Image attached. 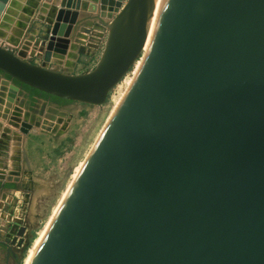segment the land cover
I'll list each match as a JSON object with an SVG mask.
<instances>
[{"label": "water", "instance_id": "water-1", "mask_svg": "<svg viewBox=\"0 0 264 264\" xmlns=\"http://www.w3.org/2000/svg\"><path fill=\"white\" fill-rule=\"evenodd\" d=\"M163 1L145 56L157 0H127L83 75L33 63L29 40L18 53L0 45L15 92L95 106L143 61L31 264H264V0ZM5 226L7 240L25 233Z\"/></svg>", "mask_w": 264, "mask_h": 264}, {"label": "rangeland", "instance_id": "rangeland-1", "mask_svg": "<svg viewBox=\"0 0 264 264\" xmlns=\"http://www.w3.org/2000/svg\"><path fill=\"white\" fill-rule=\"evenodd\" d=\"M72 1L12 0L0 19V45L18 53L29 40L32 46L26 57L35 64L55 70V66L63 65L67 59L78 60L81 64L78 73L93 71L109 35V25L123 10L127 0ZM133 69L127 78L135 76ZM120 94L115 87L101 106L79 102H72L63 108L42 107L43 103L39 102L34 107L29 104L30 108L17 115V128L10 125V116L7 119L0 117L5 130L21 138L22 141L17 138L15 141L21 149L18 163L21 162L29 175L25 183L28 191L24 192L21 188L23 183L18 182L25 196L16 194L15 205L0 206L1 219L7 221L4 219L6 215L21 217V224L26 220L29 228L25 247L13 250L16 257L11 255L10 264L24 263L27 250L47 224L71 183L75 169L87 159L108 123L115 107V97ZM2 111L11 114L5 106H0ZM43 119L55 121L59 128L50 133L43 131L38 128Z\"/></svg>", "mask_w": 264, "mask_h": 264}, {"label": "crops", "instance_id": "crops-1", "mask_svg": "<svg viewBox=\"0 0 264 264\" xmlns=\"http://www.w3.org/2000/svg\"><path fill=\"white\" fill-rule=\"evenodd\" d=\"M102 53L103 52L101 51L100 56H99V60L102 56ZM99 60H98V62H99ZM79 66H81V64L78 63V60L73 62V61H69L67 59V62H65L63 65H58V66H55L54 68L56 71L63 72L65 74H70V75H83V74L88 73V72L78 73L77 69H80V68H78ZM0 101H2L0 103V106H5L7 108V110H9L10 112H12V109H14V107L18 106V103L23 108V110L25 108H30V106H29V104H30L29 94H27L24 90H21L19 93L15 92L12 89V82L8 81V78L4 77L3 75H0ZM40 103H42V102H40ZM9 106H10V108H9ZM1 113H3V115H6V112L2 111ZM7 116H9V115H7ZM2 122L3 121L0 118V139L5 137V134H8V133H9L8 135H11V134L14 135V132H8L5 130L6 127L4 126V124ZM18 137H20V136L17 135V138ZM15 141H16V138H15ZM15 145H14L15 152L13 154L15 156L16 165H15L14 169L11 167V169L13 170L12 176L10 177L11 180H8V181L6 180V182H7V184H15V183L18 184V182H22L23 184L21 185L22 186L21 188L24 191H28L29 187L25 185V183H27V180L29 179V175L27 174L28 171L26 172L24 170L21 162L18 163V161L21 159V156H20V150L21 149L19 146H17V145H19L18 142ZM12 146H13V144H12ZM14 156L12 157V159L14 158ZM23 181H26V182H23ZM14 189L15 188H13V190ZM2 242L3 241L0 237V264H10V257H11L13 252H9V250L6 248L5 245H3Z\"/></svg>", "mask_w": 264, "mask_h": 264}, {"label": "bare ground", "instance_id": "bare-ground-1", "mask_svg": "<svg viewBox=\"0 0 264 264\" xmlns=\"http://www.w3.org/2000/svg\"><path fill=\"white\" fill-rule=\"evenodd\" d=\"M164 1L163 0H157L156 2V11L153 15V17L150 19L148 25H147V43H146V46L143 50V54L144 56L146 55V53L150 50L151 48V45L153 43V40H154V37H155V34L157 32V29H158V26H159V23H160V16H161V12H162V9H163V6H164ZM143 64V61L142 60H138L134 66V74L136 75L138 73V71L140 70L141 66ZM134 77L133 76L132 78H127V76L116 86V88H118L121 92V94L118 96V97H115V107L112 111V113L110 114V117H109V120L111 119V117L113 116V114L115 113L116 109L118 108L119 104L121 103L122 99L124 98L127 90L130 88L133 80H134ZM108 120V122H109ZM107 124V123H106ZM105 127V126H104ZM102 133V132H101ZM97 141V140H96ZM96 143V142H95ZM95 145V144H94ZM94 147V146H93ZM86 161V160H85ZM85 161L82 162L76 169H75V172L72 176V181L71 183L69 184V186L67 187L66 191L63 193L61 199L59 200L58 204L56 205V207L54 208L53 210V213L52 215L50 216L47 224L45 225V227L40 230V232L38 233L37 237L34 239L31 247L29 248V250H27V255L25 257V260H24V263L23 264H31L38 248L40 247L41 245V242L49 228V226L51 225L56 213L58 212L64 198L66 197L68 191L70 190L71 186L73 185L74 181L76 180L77 176L79 175L81 169L83 168L84 164H85Z\"/></svg>", "mask_w": 264, "mask_h": 264}, {"label": "built area", "instance_id": "built-area-1", "mask_svg": "<svg viewBox=\"0 0 264 264\" xmlns=\"http://www.w3.org/2000/svg\"><path fill=\"white\" fill-rule=\"evenodd\" d=\"M106 44V41H105ZM105 44L103 45V47L101 48V51L103 52L105 49ZM88 63V62H87ZM84 66L86 65V62H84L83 64ZM85 68V67H84ZM41 102H46L45 100L40 99ZM39 101V100H38ZM15 140L13 138H8V137H3L2 139H0V170L4 173H0V178H6L10 179V177L12 176V169L11 167L14 169L16 163H15V156H14V145H15ZM13 144V146H12ZM14 156V158L12 159V157ZM13 162V163H12ZM25 192V191H24ZM16 194H22L25 196V193L23 194L22 191H17V190H9L6 192H2L0 193V206L2 205V207L4 208V206H6V204H14L15 205V195ZM21 199V198H20ZM7 221H4L3 219L0 218V233H1V239L3 242H6L7 245L9 247H11L12 250L18 249V248H23L25 247V239L27 236V233L29 232V228L26 224V220H24V222H22L21 224V217H17V218H11L10 215H6ZM16 221H19L16 222ZM6 223H11V224H16L19 226V228H25V233L23 235V237L21 236H15L13 238H10L9 240L6 239V235L5 233L2 231L3 229H1L3 226H5ZM6 227V226H5ZM19 244H21L19 246Z\"/></svg>", "mask_w": 264, "mask_h": 264}, {"label": "trees", "instance_id": "trees-1", "mask_svg": "<svg viewBox=\"0 0 264 264\" xmlns=\"http://www.w3.org/2000/svg\"><path fill=\"white\" fill-rule=\"evenodd\" d=\"M23 90L29 94V99H30V106L34 107V105H36V103L38 102L39 99L45 100V101H49L52 103H56L60 106L62 105H68L70 103H72L71 101H64L62 99L56 98V97H52L49 96L47 94L41 93L37 90L31 89L29 87L23 86ZM1 183H0V188H1ZM5 188H15L14 184H6Z\"/></svg>", "mask_w": 264, "mask_h": 264}, {"label": "flooded vegetation", "instance_id": "flooded-vegetation-1", "mask_svg": "<svg viewBox=\"0 0 264 264\" xmlns=\"http://www.w3.org/2000/svg\"><path fill=\"white\" fill-rule=\"evenodd\" d=\"M39 100H40V99H39ZM40 102H41V100L39 101V104H40ZM42 103H43V102H42ZM42 105H43L42 107H46V106L51 107V106H54V107H57V108H63V106H66V105H62V106H60V105H58V104H56V103H52V102H49V101L44 102ZM12 252H13V250H12ZM13 253H15V252H13ZM13 253H12V255L15 256V254H13ZM15 257H16V256H15Z\"/></svg>", "mask_w": 264, "mask_h": 264}]
</instances>
